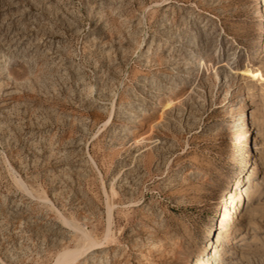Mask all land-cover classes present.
I'll return each instance as SVG.
<instances>
[{
    "label": "rangeland",
    "instance_id": "374dc122",
    "mask_svg": "<svg viewBox=\"0 0 264 264\" xmlns=\"http://www.w3.org/2000/svg\"><path fill=\"white\" fill-rule=\"evenodd\" d=\"M258 71L264 0H0V264H264Z\"/></svg>",
    "mask_w": 264,
    "mask_h": 264
},
{
    "label": "bare ground",
    "instance_id": "6f19581e",
    "mask_svg": "<svg viewBox=\"0 0 264 264\" xmlns=\"http://www.w3.org/2000/svg\"><path fill=\"white\" fill-rule=\"evenodd\" d=\"M261 4V3H260ZM263 5V4H262ZM262 9V8H261ZM263 10V9H262ZM204 64V63H203ZM216 76L218 77V79L222 82L224 79L223 77L221 78L220 74L218 73V71L215 72ZM254 77L256 79L259 80H263L264 76L261 72H254L253 73ZM227 78V77H226ZM109 212H111V207H109ZM110 215V214H109ZM75 225V224H74ZM79 227V226H78ZM110 233V232H109ZM86 234V233H84ZM83 234V235H84ZM85 241L87 243H89V248H94L97 245H99V243L91 240V238L87 235H85ZM80 250V249H79ZM79 257V253L77 251H63L62 253H60V255L58 256L57 262L55 264H72L73 262H75Z\"/></svg>",
    "mask_w": 264,
    "mask_h": 264
}]
</instances>
